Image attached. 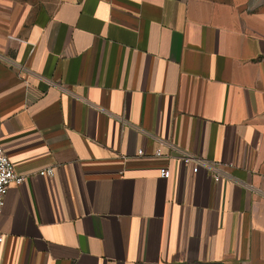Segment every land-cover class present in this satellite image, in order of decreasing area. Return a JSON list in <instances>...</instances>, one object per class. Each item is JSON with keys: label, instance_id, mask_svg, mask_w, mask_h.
I'll return each mask as SVG.
<instances>
[{"label": "crops", "instance_id": "1", "mask_svg": "<svg viewBox=\"0 0 264 264\" xmlns=\"http://www.w3.org/2000/svg\"><path fill=\"white\" fill-rule=\"evenodd\" d=\"M0 113V264H264V0H0Z\"/></svg>", "mask_w": 264, "mask_h": 264}, {"label": "built area", "instance_id": "2", "mask_svg": "<svg viewBox=\"0 0 264 264\" xmlns=\"http://www.w3.org/2000/svg\"><path fill=\"white\" fill-rule=\"evenodd\" d=\"M2 116L0 113V130H1ZM138 154H142V150L139 149ZM154 155L156 157L163 156V152L161 147H157ZM182 162L184 163H193L192 170L196 172L199 167H204L212 171V177L214 180H218L219 176L222 174L221 165L230 167L232 163H221L210 161L205 158L194 156L190 153H182L179 156ZM42 176H52L53 169L51 167H46L39 172ZM159 173L163 178H168L170 175V171L167 167H160ZM25 176L23 174H19L15 170L14 164L9 160L3 148L0 144V209L4 203V197L11 182L16 184H20L24 181ZM1 240V237H0Z\"/></svg>", "mask_w": 264, "mask_h": 264}]
</instances>
